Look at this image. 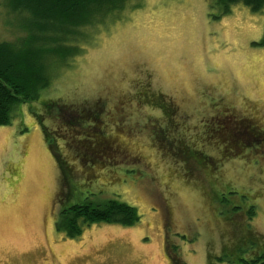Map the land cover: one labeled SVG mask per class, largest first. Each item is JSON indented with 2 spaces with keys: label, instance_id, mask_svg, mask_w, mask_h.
<instances>
[{
  "label": "rangeland",
  "instance_id": "obj_1",
  "mask_svg": "<svg viewBox=\"0 0 264 264\" xmlns=\"http://www.w3.org/2000/svg\"><path fill=\"white\" fill-rule=\"evenodd\" d=\"M225 4L127 0L95 28L83 31L90 41L79 42L80 55L48 60L51 82L41 97L15 104L11 123L0 126V264H168L175 254L173 243L185 264H262L264 165L244 158L256 155L254 150L225 155L222 151L229 147L206 142L216 115L264 114V45H258L264 37V10L253 12L237 3L226 13ZM13 31L0 18V39ZM135 79L181 103L171 120L175 136L195 137L197 149L208 158L221 156L215 157L212 176L222 203L209 202L203 181L171 153L144 140L145 162L159 180L163 206L145 193L153 187L150 182L121 169L125 181L102 178L90 187L91 194L102 192L89 197L129 204L141 220L132 226L86 224L79 236L71 237L57 225L69 203L43 131L44 125H54L49 118L40 119L44 101L89 103L119 90L133 93ZM134 103L129 100L126 110ZM152 111L144 108L133 121ZM54 139L57 151L71 162L66 145L57 135ZM71 165L76 172L82 169ZM229 186L238 194L230 195ZM170 216L176 227L166 249Z\"/></svg>",
  "mask_w": 264,
  "mask_h": 264
},
{
  "label": "trees",
  "instance_id": "obj_2",
  "mask_svg": "<svg viewBox=\"0 0 264 264\" xmlns=\"http://www.w3.org/2000/svg\"><path fill=\"white\" fill-rule=\"evenodd\" d=\"M126 1L0 0V18H5V24L14 30L9 38L0 39V126L11 123L15 104L41 97L40 91L48 86L49 80L51 82L48 60L68 61L80 55L83 49L79 47V42L87 44L90 41L83 31L89 27L95 28L112 11L122 8ZM222 3H226V13L230 6L237 3L249 7L253 12L264 10V0H222ZM71 41H74V45H69ZM260 43L264 45V37L258 45ZM132 91H115L110 98L103 95L89 103L44 101V113L48 111V115L42 113L40 119L49 118L54 125L53 129L44 125L43 131L49 149L59 163L63 187L61 193L69 203L66 211L58 217L57 225L61 229L63 227L71 237L79 236L86 224L132 226L141 220L142 216L129 204L89 197L102 192H90L91 184L102 178L113 183L125 181L121 169L132 173L133 177L141 176L143 181L150 182L153 187L151 190L146 188L145 193H149L152 200L161 206L164 197L158 178H153V170L145 162L144 140H151L157 149L171 153L175 161H180L189 168L190 174L203 181L209 202L222 203L215 195L216 180L212 176L217 170L215 157L221 160V156L208 158L202 150L197 149V138H178L171 128L172 117L181 103L172 100L165 91L156 90L155 86L150 87L137 79ZM131 99L137 100V103L126 110V104ZM111 102L115 104L112 108ZM143 107L153 111L148 117L142 116L143 119L133 121L140 115L138 112L144 111ZM155 109L165 112V116H154ZM263 124L264 114L255 115L254 112L227 114L223 118L216 115L206 142L229 147L222 151L225 155H239L245 148L254 150L256 155L249 154L244 158L263 166L264 149L260 148L264 146V130L257 131ZM203 126L206 128V125ZM54 135L69 150L68 159L82 167L80 171L76 172L77 167H73L63 153L57 151L59 141L54 139ZM225 189L230 195L238 194L231 186ZM175 227L171 219L166 228L169 235L166 237V249L168 243H173L171 233ZM172 246L175 253L171 255L172 264H185L177 245L173 243ZM261 263L264 264V261Z\"/></svg>",
  "mask_w": 264,
  "mask_h": 264
},
{
  "label": "flooded vegetation",
  "instance_id": "obj_3",
  "mask_svg": "<svg viewBox=\"0 0 264 264\" xmlns=\"http://www.w3.org/2000/svg\"><path fill=\"white\" fill-rule=\"evenodd\" d=\"M257 131H260L259 129ZM167 219V218H166ZM167 222H168V219H167ZM171 222V216L169 217V223ZM167 233H166V237H167ZM169 236V235H168ZM168 264H172V260H171V255H170V258L168 257Z\"/></svg>",
  "mask_w": 264,
  "mask_h": 264
}]
</instances>
